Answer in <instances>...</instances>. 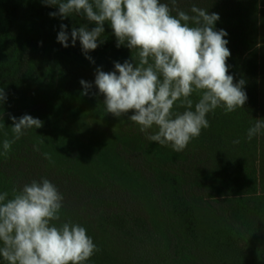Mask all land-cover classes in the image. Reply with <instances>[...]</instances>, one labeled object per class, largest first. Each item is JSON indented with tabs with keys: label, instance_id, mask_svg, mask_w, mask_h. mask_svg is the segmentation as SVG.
I'll use <instances>...</instances> for the list:
<instances>
[{
	"label": "trees",
	"instance_id": "1",
	"mask_svg": "<svg viewBox=\"0 0 264 264\" xmlns=\"http://www.w3.org/2000/svg\"><path fill=\"white\" fill-rule=\"evenodd\" d=\"M160 2L171 7L170 0ZM177 4L190 15L193 5L219 14L215 29L228 33L231 52L228 74L234 83L245 80L248 99L232 113L223 107L210 112L206 117L210 126L199 137L182 152L170 145L166 153L156 142L148 140L146 146L144 133L133 146L126 134L111 143L91 144L81 133L77 112H87L100 131L111 129L113 119L123 117L107 113L104 96L94 84L96 69L111 72L114 62L124 63L132 55L138 62L137 50L117 48L108 22L100 37L104 43L89 53L93 64L79 40L71 46V31L81 26L91 30L95 23L75 13L63 20L51 17L49 13L58 12V7L41 0H0V89L7 96L0 102L4 125L0 193L9 192L10 199L13 187L21 189L33 181L21 163L35 154L62 178H81L88 187L83 208L63 201L60 221L52 222L85 227L99 249L88 261L264 264V130L247 139L256 120H264V0H177ZM61 24L67 25V48L57 40ZM82 79L93 84L89 95L82 94ZM47 97L54 100L55 113L40 119L42 127L25 130L5 155L3 141L13 138L11 116H32ZM192 99L194 103L198 99L195 93ZM184 110L173 108V112ZM120 189L140 197L138 209L116 197ZM245 243L262 254L259 260L244 256ZM0 264H6L2 256Z\"/></svg>",
	"mask_w": 264,
	"mask_h": 264
},
{
	"label": "clouds",
	"instance_id": "2",
	"mask_svg": "<svg viewBox=\"0 0 264 264\" xmlns=\"http://www.w3.org/2000/svg\"><path fill=\"white\" fill-rule=\"evenodd\" d=\"M41 2L58 7V12L49 13L51 17L63 20L75 13L95 23L91 30L81 26L71 31V46L79 40L83 54L93 64L89 53L104 43L100 37L105 32V22L113 30L117 48L137 50L138 62L132 55L124 63L114 62L111 72L98 67L94 84L104 96L107 113L121 117L132 112L128 119L149 141L171 145L174 151L182 152L191 139L210 126L206 118L210 112L223 107L225 113H232L245 106V80L234 83L233 75L228 74V33L215 29L219 14L193 5L190 15L178 7L177 0H170L171 7L160 0ZM60 28L57 40L67 48V25L61 24ZM80 83L82 94L89 95L93 84L83 79ZM194 93L198 98L195 103ZM6 99L0 89V102ZM174 106L185 110L173 112ZM11 119L13 138L3 141L5 155L25 130L43 126L40 119L28 114ZM261 130L264 120L257 119L247 139L251 141ZM45 156L51 158L47 153ZM63 199L46 178L33 180L21 189L13 187L10 199L9 192L0 193V256L6 264H86L99 251L80 224L52 223L60 221Z\"/></svg>",
	"mask_w": 264,
	"mask_h": 264
},
{
	"label": "rangeland",
	"instance_id": "3",
	"mask_svg": "<svg viewBox=\"0 0 264 264\" xmlns=\"http://www.w3.org/2000/svg\"><path fill=\"white\" fill-rule=\"evenodd\" d=\"M53 92V91H52ZM51 92V94H52ZM56 111V105L54 100L51 97H47L44 99L37 108V111L32 114L34 118H44L50 115H53ZM79 113V128L83 135H86L89 138L91 144H99V143H111L116 139V136H124L130 140L129 145H135V142L138 139V135L142 132L139 130V126L134 124L128 119V116L133 113H128V115L123 116L121 118H115L112 121L111 129H107L106 131H100L96 129L95 125L89 121V114L87 112H77ZM148 139L146 138L145 145L147 146ZM144 146V147H146ZM170 145H165L160 148L161 152H169ZM172 153V152H171ZM156 155H152V158L155 159ZM42 159L37 157V155L33 154V159H23L21 165L24 166V169L29 171L30 176L33 180L37 178H50V180L58 189H60L64 193L63 201L72 205L74 209L83 208V205L89 193L87 192L88 187L85 184V181L81 178L78 180H73L71 178H62L59 174H56L53 170H50L51 167H47L43 165ZM43 169H48L47 172ZM51 175L54 176L51 178ZM121 202L129 204V206L134 208H139V200L140 197H135L133 192H130L126 189H120L117 191L116 196ZM135 197V198H133ZM244 256L248 259H257L259 260L262 254L256 250L250 249V247L245 243L244 248L242 250ZM87 264H97L94 261H88Z\"/></svg>",
	"mask_w": 264,
	"mask_h": 264
}]
</instances>
